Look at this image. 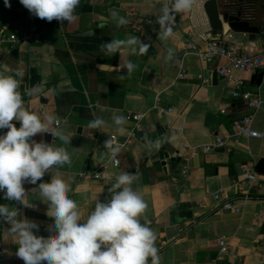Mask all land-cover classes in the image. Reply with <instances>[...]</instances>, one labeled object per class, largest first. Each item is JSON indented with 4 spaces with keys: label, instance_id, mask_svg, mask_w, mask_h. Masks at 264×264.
Segmentation results:
<instances>
[{
    "label": "crops",
    "instance_id": "crops-1",
    "mask_svg": "<svg viewBox=\"0 0 264 264\" xmlns=\"http://www.w3.org/2000/svg\"><path fill=\"white\" fill-rule=\"evenodd\" d=\"M206 1L199 0L192 11L176 16L174 35L163 39L155 21L161 5L170 6L172 0H81L74 13L76 20L63 26L55 20L49 23L32 16L20 0H11L10 9L0 0V27L7 25L11 32L35 27L39 37L37 42L14 47L0 44V73L20 81L19 91L27 110L57 120L67 118L68 122L58 129L70 137V144L49 133L37 134L34 139L64 147L72 160L70 167L53 169L37 185L26 188V198L33 207L4 199L2 192L0 205L17 209V219L37 223L39 231L34 233L47 238L54 235L48 231L54 219L47 215L49 205L40 199V182H51L52 175L69 182V197L78 204L84 222L98 200H110L109 189L115 177L127 172L134 176L133 189L148 204L145 216L157 235L161 264H228L229 260H217L216 240L221 236L231 240L233 262L264 264V186L248 184L243 170L249 164L256 168L264 158V78L256 86L252 74L237 73L245 87L235 99L234 85L213 83L212 76L208 81V74L216 73L218 66L227 64L226 60L203 62L194 52L184 55L187 40L204 50L213 37L224 46L264 54V0H218L234 10L247 8L248 18L255 13L254 24L262 30L259 34H235L226 25L222 33L213 32L203 10ZM111 11L129 23L117 27ZM138 20L152 23L134 34ZM90 31L94 35H88ZM129 36L148 43V53L133 54L130 48H122L113 56L100 53L101 44ZM181 60L186 77L178 80ZM126 62L137 65L131 75L126 74ZM120 75L125 78L117 81ZM31 89L35 91L28 95ZM244 93L250 95L245 97ZM251 95L262 102L254 114L248 106ZM157 99L173 113L155 111ZM129 112L145 114L143 124L148 129L131 136L130 121L126 119L122 126L115 124L114 115L126 118ZM248 116H253L251 129L259 137L237 136L236 124ZM96 118L105 124L98 129L88 128ZM151 134H156L155 138L148 137ZM106 136L124 144L118 169L107 164L109 155L100 144ZM218 139L228 144L202 151ZM162 153L168 158H162ZM195 158L197 163L191 168L189 164ZM100 164H107L110 181L79 177L83 170ZM186 169L185 177L182 172ZM216 194L222 199L216 200ZM225 200L239 211L222 210ZM10 227L0 220V264H24L16 256L17 238Z\"/></svg>",
    "mask_w": 264,
    "mask_h": 264
},
{
    "label": "clouds",
    "instance_id": "clouds-1",
    "mask_svg": "<svg viewBox=\"0 0 264 264\" xmlns=\"http://www.w3.org/2000/svg\"><path fill=\"white\" fill-rule=\"evenodd\" d=\"M81 0H20L29 13L41 20L59 22L62 26L76 20L75 10ZM199 0H172L171 5L160 7L156 23L160 38L174 35V22L177 14L192 11ZM4 6L11 8V0H4ZM117 27L129 23L128 19L116 11H111ZM88 35H94L89 32ZM138 46V48H137ZM122 48H130L133 54L145 55L150 45L135 36L126 39H113L100 45V53L113 56ZM169 59L172 58L169 52ZM137 65L126 62V74L131 75ZM18 76L23 73L17 71ZM124 75L118 76L122 81ZM20 81L13 76L0 73V192L4 199L16 201L24 207H33L28 201L25 184L37 185L46 173H52L64 165L72 164L71 154L64 148L41 140L37 134L49 133L64 144L71 139L58 129L60 121L52 115L38 114L25 107L19 91ZM31 89L28 95H32ZM116 125L126 123L124 116H113ZM15 122H19L17 127ZM105 124L101 118L89 122L88 128L98 129ZM123 131V127L119 129ZM107 149L114 166H119V144L106 140ZM134 176L121 173L115 177L108 202L95 204L94 210L82 222L78 204L69 197L70 183L58 175H52L51 182L38 184L40 199L49 205L47 215L54 219L48 231L54 233L45 238L37 236L39 225L27 218L17 219L18 210L8 205H0V220L11 227L9 231L17 238L16 256L24 264H161L157 235L150 227L145 213L147 202L132 187Z\"/></svg>",
    "mask_w": 264,
    "mask_h": 264
},
{
    "label": "built area",
    "instance_id": "built-area-1",
    "mask_svg": "<svg viewBox=\"0 0 264 264\" xmlns=\"http://www.w3.org/2000/svg\"><path fill=\"white\" fill-rule=\"evenodd\" d=\"M100 1V0H96ZM181 14H177L176 16H181ZM135 16V14H133ZM152 22L150 20H138L137 24L133 30L134 34H137L139 32H142L146 30V25L151 24ZM39 39L37 30L35 27H32L28 30H24L21 32H11L9 29V26H2L0 27V44L7 43L11 46H17L20 44H30L37 42ZM184 55L189 54L190 52H194L203 62H211L215 59H224L227 61L226 65H220L216 68V74L222 78V82L229 83L234 85V92L232 93L233 98H239L242 94V90L245 87V82L237 77V73H244L248 72L250 74L257 75L259 73H264V54H248L245 52H242L235 46H227L221 44V41L218 37H213L208 39L206 42L205 49L198 50L193 43L190 40H187L184 45ZM178 74L177 79L183 80L186 77V69L182 63V60L178 64ZM200 79H202V76H200ZM250 95V94H248ZM244 93V96H248ZM261 100L258 96H252L248 101V106L250 111L254 114L259 106L261 105ZM155 111H157L160 114H172L173 109L172 108H164L160 105L159 100H156ZM145 114L141 113H132L129 112L126 116V119L130 121L133 124V131L131 133V136H134L136 133L144 132L148 128L144 126L143 120H144ZM253 116H248L246 118H243L239 123L236 124V134L240 137H259L260 134L253 131L251 129V122H252ZM60 121V124L58 125V128L64 124L67 123V118H61L58 119ZM106 140H112L114 144H119L120 148L122 149L124 147V144H121L118 142V140L113 136H106L100 140L101 146L107 151V149L104 146V142ZM228 144L227 140L218 139L217 142L210 146L203 148V152H208L212 150L213 148H221L225 147ZM108 153V151H107ZM193 153L196 154L197 151L193 150ZM109 155V153H108ZM118 160L120 162V157L118 154ZM107 164H110L114 168L118 169L119 166H114L113 162L110 159V156L108 158ZM107 164H100L95 169H86L83 170L80 174V178H89L94 181L99 182H108L110 181L109 175L106 173V165ZM244 172L246 173V179L247 183L252 185L254 183H257L259 187L264 186V176L259 174L253 165H245L243 167ZM183 176L188 175V170H184L182 172ZM177 179H173V183H176ZM28 186H35L31 184H25V189ZM216 200H221V195L216 194L215 195ZM17 205H20L17 203ZM222 210L225 211H235L238 212L239 208L235 207L229 200H225L222 204ZM218 245V257L217 260H229L228 264H238L236 262H233L232 259H230V248H231V240L227 237L221 236L217 240ZM1 256V253H0Z\"/></svg>",
    "mask_w": 264,
    "mask_h": 264
},
{
    "label": "water",
    "instance_id": "water-1",
    "mask_svg": "<svg viewBox=\"0 0 264 264\" xmlns=\"http://www.w3.org/2000/svg\"><path fill=\"white\" fill-rule=\"evenodd\" d=\"M259 10V8H256ZM261 9V8H260ZM203 10L207 17L209 26L213 32L222 33L225 25L229 30L235 34H259L262 30L258 26H255L257 16L252 13V17L247 16V8H242L240 10H234L233 7L225 3H220L218 0H207L203 4ZM225 47H227L225 45ZM212 76V82L218 83L222 81L216 73L208 74V81H210ZM264 78V73H259L252 77V84L260 86ZM17 127L18 124H16ZM7 129L0 130V135L2 132H6ZM156 134H151L148 137H154ZM159 135V133H158ZM163 155V156H162ZM162 158H168L166 153L160 155ZM173 161V160H172ZM193 163H197V158L190 162V167L192 168ZM256 170L259 174L264 175V158L258 163Z\"/></svg>",
    "mask_w": 264,
    "mask_h": 264
}]
</instances>
